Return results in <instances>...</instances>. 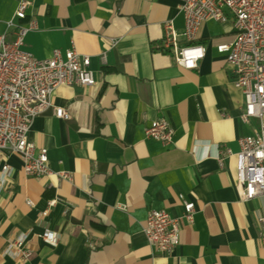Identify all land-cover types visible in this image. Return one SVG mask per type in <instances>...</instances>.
Segmentation results:
<instances>
[{
	"label": "crops",
	"instance_id": "0c3cea01",
	"mask_svg": "<svg viewBox=\"0 0 264 264\" xmlns=\"http://www.w3.org/2000/svg\"><path fill=\"white\" fill-rule=\"evenodd\" d=\"M20 1L29 2L21 21ZM178 6L177 0H0V34L8 41L9 21H34L22 50L45 60L73 49L90 58L96 80L92 87L56 88L28 134L47 150L49 168L69 172L70 181L26 177L17 155H1L0 264H264L263 203L241 202L236 190L238 140L258 133L259 122L240 120L241 93L217 52L234 38L232 21L201 25L193 43L205 57L186 70L163 47L169 21L177 47L189 44ZM56 107L68 119L55 117ZM161 118L173 129L169 145L145 137ZM183 201L195 206L190 223L181 219ZM149 211L180 219L179 244L166 254L144 236ZM44 233H54L56 245ZM20 235L32 252L25 263L6 253Z\"/></svg>",
	"mask_w": 264,
	"mask_h": 264
},
{
	"label": "built area",
	"instance_id": "2783aa9c",
	"mask_svg": "<svg viewBox=\"0 0 264 264\" xmlns=\"http://www.w3.org/2000/svg\"><path fill=\"white\" fill-rule=\"evenodd\" d=\"M184 20V36L189 42L177 47L176 32L171 21L163 25V47L172 49L178 66L193 70L205 57V48L194 44L201 25L208 20L225 23L229 20L235 31L231 42L217 46V52L226 57L234 79L233 86L241 93L240 120L249 123L258 120L259 132L238 140L236 190L241 202L260 200L263 212L259 216L260 242L264 248V0H177ZM29 2L20 1L15 12L19 21L26 18ZM13 29V39L0 34V157L17 155L26 177L41 178L54 175L60 181H70L66 171L53 172L48 165L47 150L37 149L28 139L34 118L51 107V96L60 86L96 85L90 70V58L79 55L73 49L62 55L54 51L50 58L37 60L22 50L28 32L36 28L31 21L27 26L7 23ZM55 117L68 119L62 107L54 108ZM145 137L163 145L172 143L173 129L165 119H157L145 128ZM226 154H230L227 150ZM222 165L220 153L216 156ZM9 167L4 165L1 182L6 180ZM31 205V203H28ZM54 202H50L53 205ZM181 219L192 222L195 213L193 202L183 201ZM124 209L123 206H119ZM46 215V211L42 216ZM180 219L166 211H149L143 233L147 243L158 253L172 251L180 241ZM41 238L56 245L54 233H44ZM6 253L25 263L31 257L23 235L8 243Z\"/></svg>",
	"mask_w": 264,
	"mask_h": 264
}]
</instances>
